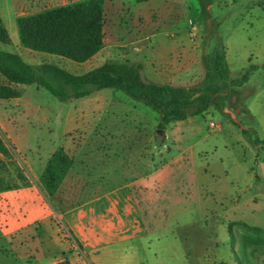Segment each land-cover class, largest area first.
I'll return each instance as SVG.
<instances>
[{
	"label": "rangeland",
	"instance_id": "374dc122",
	"mask_svg": "<svg viewBox=\"0 0 264 264\" xmlns=\"http://www.w3.org/2000/svg\"><path fill=\"white\" fill-rule=\"evenodd\" d=\"M78 1L0 0L11 39L0 49L74 74L106 61L136 62L145 80L188 88L203 78V57L224 47L229 77L247 71L249 77L229 94L224 111L210 107L164 129L159 111L119 88L61 101L30 84L19 97L0 99V135L11 153L0 154V174L15 189L36 184L52 210L49 224L35 221L10 233L0 221V264L62 260L70 237L61 212L102 194L120 209L132 207L141 229L110 243L115 264H264V0H101L103 46L87 61L21 45L19 16ZM242 128L261 141L250 143ZM58 147L72 164L49 196L40 176ZM34 238L48 249L44 258L36 259ZM76 259L89 264L80 254Z\"/></svg>",
	"mask_w": 264,
	"mask_h": 264
},
{
	"label": "trees",
	"instance_id": "16d2710c",
	"mask_svg": "<svg viewBox=\"0 0 264 264\" xmlns=\"http://www.w3.org/2000/svg\"><path fill=\"white\" fill-rule=\"evenodd\" d=\"M16 22L21 45L32 51L80 63L91 58L103 46L104 11L101 0H83L22 15ZM0 43H11L1 18ZM203 64L205 71L200 83L186 88L145 80L141 73L142 66L136 62L106 61L85 73L74 74L54 63L44 62L32 66L17 52L0 49V99L17 98L21 95V86L30 84L44 88L61 101L82 98L104 88H119L159 111L158 128L164 129L171 122L201 115L210 107L224 111L229 94L235 92V88L242 86L249 77L248 71L235 79L229 77L224 47L213 48L203 57ZM241 131L250 143L256 145L261 141L255 131L247 128ZM0 154L11 156L1 135ZM71 164L72 159L62 147L52 152L40 176L49 196L55 193ZM15 167L18 179L27 183L19 167L16 164ZM18 187L0 174V192ZM53 264L72 263L64 258Z\"/></svg>",
	"mask_w": 264,
	"mask_h": 264
},
{
	"label": "crops",
	"instance_id": "0c3cea01",
	"mask_svg": "<svg viewBox=\"0 0 264 264\" xmlns=\"http://www.w3.org/2000/svg\"><path fill=\"white\" fill-rule=\"evenodd\" d=\"M154 175L156 174L152 176ZM67 179V177L64 178L63 183H66ZM72 185L79 187L77 182L75 184L72 182ZM68 187H71L70 182ZM79 191H83V188H78ZM5 196L8 197L7 200L4 199ZM105 196V194L97 195L65 208L61 212L64 226L70 237L66 239L65 247L77 248V251L74 249L72 253L70 249H67L61 254L72 264L73 260L77 261L78 254L83 256L89 264H115L116 255L109 249L110 243L115 240L119 242L133 239L141 234V229L137 227L138 218L133 217V208L127 205L124 209H120L117 201L107 203ZM0 205L6 208L4 213H0L1 226L5 233H10L35 221L49 224L52 215L51 208L44 201L43 194L36 184L23 190L0 192ZM129 216H132V219L128 222ZM48 239L55 245L60 244L55 243L49 235L46 241ZM33 241H35L33 246L36 247V259L44 258L49 252L48 249L38 238H34Z\"/></svg>",
	"mask_w": 264,
	"mask_h": 264
}]
</instances>
